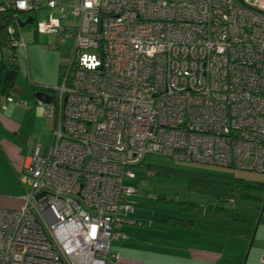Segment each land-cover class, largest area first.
I'll list each match as a JSON object with an SVG mask.
<instances>
[{"label":"built area","instance_id":"1","mask_svg":"<svg viewBox=\"0 0 264 264\" xmlns=\"http://www.w3.org/2000/svg\"><path fill=\"white\" fill-rule=\"evenodd\" d=\"M4 8L18 11L15 26L32 19L52 47L76 51L51 102L36 106L56 125L50 147L25 162L23 206L0 208V264H115L138 190L129 181L148 155L264 173V0ZM17 33L14 46L26 47Z\"/></svg>","mask_w":264,"mask_h":264},{"label":"crops","instance_id":"2","mask_svg":"<svg viewBox=\"0 0 264 264\" xmlns=\"http://www.w3.org/2000/svg\"><path fill=\"white\" fill-rule=\"evenodd\" d=\"M14 95L20 101L0 109V208L11 210L23 206L29 189L21 179L27 158L48 148L31 137L41 99L36 93L25 95L21 87ZM143 209L141 203L140 212L134 207L130 222L119 228L126 237L112 243L115 264H263L264 207L253 244L222 234L220 221L201 212L178 211L168 219L150 220Z\"/></svg>","mask_w":264,"mask_h":264},{"label":"rangeland","instance_id":"3","mask_svg":"<svg viewBox=\"0 0 264 264\" xmlns=\"http://www.w3.org/2000/svg\"><path fill=\"white\" fill-rule=\"evenodd\" d=\"M50 12L45 11L39 15L38 19H45ZM14 28L21 34L26 44V47H19L15 51L19 55L15 61L20 66L17 86L23 88L25 95L30 94L31 96L35 95L30 88L32 85L56 89L60 83L61 65L67 66L70 63L74 56L75 43L61 44L60 48L52 47L51 44L55 42L56 38L52 35H39L36 32V23L24 27L16 25ZM10 57L11 54L8 50L0 49V60L2 58L9 60ZM10 100L11 104L20 101L15 95ZM34 113L37 114L36 111ZM37 116L34 118L36 130L33 133L31 132V134H34L31 137L38 138L40 145L50 147L56 125L55 120L46 115ZM161 165L183 171L215 172L231 177L244 178L247 181L262 180L264 178V174L261 173H250L238 169H222L198 163L178 162L156 155L148 156L145 160V166L140 168L138 179L130 180L129 183L140 188L139 193L132 197L133 207L140 212L141 203L144 207L143 212L150 220L164 217L168 219L169 216H177L178 211L185 212L180 205L170 201L171 199L180 202H196L201 205L217 204L215 200L205 195L191 192L188 189L186 176L172 175L166 177L154 174L150 167ZM143 180L147 182L146 186L141 185Z\"/></svg>","mask_w":264,"mask_h":264},{"label":"trees","instance_id":"4","mask_svg":"<svg viewBox=\"0 0 264 264\" xmlns=\"http://www.w3.org/2000/svg\"><path fill=\"white\" fill-rule=\"evenodd\" d=\"M17 14L18 11L15 9L4 8L3 10H0V49L8 50L11 54L9 60H5L3 58L0 60V98H5L6 100L18 92L17 79L20 72V66L15 61L19 55L15 52L17 48L14 45L19 38L17 32L14 34H10L9 32L11 27H15ZM60 45L61 44H59L57 48H60ZM68 65H61L60 81ZM30 88L36 94L43 91L49 96L53 94L52 91L54 90L38 86H31ZM165 158L171 159L169 157ZM171 160L177 161L174 159ZM143 166H145V161L140 164V167L137 170L138 177L140 174V168ZM150 168L156 175L166 177H170L172 175L186 176L188 189L191 192L205 195L217 202V204L213 205H201L196 202H180L173 199L170 200L180 205L185 212H201L207 217L218 219L221 223V232L224 235L243 238L249 242L255 239L261 218V211L264 207V180L247 181L244 178L231 177L215 172L206 173L196 170L183 171L163 165L151 166ZM139 190L140 188L138 187L137 193H139ZM133 213L129 217L130 220ZM179 220L181 222L183 219H175L173 221ZM111 254L115 255L112 251ZM111 261L116 262V260H113L112 257Z\"/></svg>","mask_w":264,"mask_h":264},{"label":"water","instance_id":"5","mask_svg":"<svg viewBox=\"0 0 264 264\" xmlns=\"http://www.w3.org/2000/svg\"><path fill=\"white\" fill-rule=\"evenodd\" d=\"M32 19H29L28 21H26L25 23H21V27H24L28 24H32ZM37 98L47 101V102H51V97L49 95H47L45 92L41 91L39 93H37ZM260 223V222H259ZM254 240L251 242V244H253Z\"/></svg>","mask_w":264,"mask_h":264},{"label":"snow or ice","instance_id":"6","mask_svg":"<svg viewBox=\"0 0 264 264\" xmlns=\"http://www.w3.org/2000/svg\"><path fill=\"white\" fill-rule=\"evenodd\" d=\"M21 7H23V4H21Z\"/></svg>","mask_w":264,"mask_h":264},{"label":"clouds","instance_id":"7","mask_svg":"<svg viewBox=\"0 0 264 264\" xmlns=\"http://www.w3.org/2000/svg\"><path fill=\"white\" fill-rule=\"evenodd\" d=\"M21 6V5H20Z\"/></svg>","mask_w":264,"mask_h":264}]
</instances>
